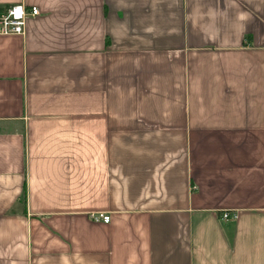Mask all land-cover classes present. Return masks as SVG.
<instances>
[{
  "label": "crops",
  "instance_id": "0c3cea01",
  "mask_svg": "<svg viewBox=\"0 0 264 264\" xmlns=\"http://www.w3.org/2000/svg\"><path fill=\"white\" fill-rule=\"evenodd\" d=\"M17 3L0 264H264V0Z\"/></svg>",
  "mask_w": 264,
  "mask_h": 264
},
{
  "label": "built area",
  "instance_id": "2783aa9c",
  "mask_svg": "<svg viewBox=\"0 0 264 264\" xmlns=\"http://www.w3.org/2000/svg\"><path fill=\"white\" fill-rule=\"evenodd\" d=\"M38 14H40V9L37 6L28 7L24 3L0 8V35L25 34L28 18ZM222 216L224 219H229L231 216L237 217V213L226 211ZM99 217L106 223L111 221L110 214H99Z\"/></svg>",
  "mask_w": 264,
  "mask_h": 264
}]
</instances>
